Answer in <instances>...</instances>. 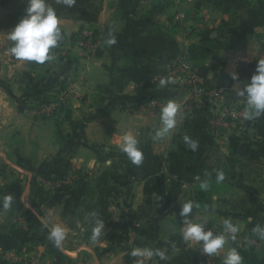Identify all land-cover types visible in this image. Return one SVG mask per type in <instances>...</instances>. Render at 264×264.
Here are the masks:
<instances>
[{
    "label": "crops",
    "instance_id": "0c3cea01",
    "mask_svg": "<svg viewBox=\"0 0 264 264\" xmlns=\"http://www.w3.org/2000/svg\"><path fill=\"white\" fill-rule=\"evenodd\" d=\"M160 1L101 0L98 22L91 26L37 11L19 22L25 0H0V176L7 179L15 174L22 182L25 175L29 180L25 186H19L21 182L0 186L3 208H31L38 180L80 175L93 180L109 168L111 182L118 187L110 205L109 230L121 235L136 224L141 239L153 247L152 264H156L154 257L162 256L163 241L180 239L181 247L196 250L202 241L198 224L217 221L228 226L222 231L236 234L232 241L236 246L245 243L249 227L264 228V100H254L264 92V0H171L166 11L155 12ZM178 11L190 20L208 14L212 21L206 31L229 43L206 57L202 72L210 85L226 93L230 103L247 105L244 129L232 128L215 136L206 106L184 116L182 123L164 107L140 112V104L184 99L167 82L149 80L167 70L173 59L154 58L127 69L121 51L135 34L157 26L171 33L179 47L187 41L190 51L199 35L175 25ZM87 26L97 31L102 46L100 55L82 61L79 70L63 61L35 62L31 68L18 52L19 46H26L29 54L44 52L53 46L55 32L70 40ZM65 94L69 98L61 108L62 116L43 119L35 113L39 103ZM200 115L204 118L202 136L210 139L214 151H204L197 164L171 165L167 158L178 149L176 136L184 122ZM205 143L202 140L197 149H205ZM219 164L230 168L223 175L229 190L215 193L198 209L190 208L193 188L222 176L207 173L203 166ZM254 238L253 243L260 244ZM207 241L212 256L227 259L224 241L212 236ZM109 254V258L125 257L124 253Z\"/></svg>",
    "mask_w": 264,
    "mask_h": 264
},
{
    "label": "rangeland",
    "instance_id": "374dc122",
    "mask_svg": "<svg viewBox=\"0 0 264 264\" xmlns=\"http://www.w3.org/2000/svg\"><path fill=\"white\" fill-rule=\"evenodd\" d=\"M9 0H2L6 3ZM38 0H25L26 6H31L32 11L27 12L23 8V14H19V22L25 20L26 15L33 17L35 12L43 14L38 8ZM24 15V16H23ZM45 16V15H44ZM8 18V17H7ZM8 25V23L6 24ZM83 28H90L89 26ZM81 28L77 33L81 32ZM91 29V28H90ZM95 33L97 41V50L95 58L100 55L102 39L96 30L91 29ZM96 31V32H95ZM77 33L68 41L64 39L57 42V51L54 52L55 62H66L72 65V68L80 69V63L84 60L91 61L80 57L79 52L82 50L76 39ZM63 36L59 35V39ZM100 44V46H99ZM73 48H77L78 52L73 53ZM71 56H76L77 62H73ZM76 84H72L74 86ZM75 87V86H74ZM73 87V88H74ZM65 95L59 97L64 99V103L59 105V109L52 116H42L39 108L42 102L35 108V113L43 119H54L62 116L61 106L67 104L68 98ZM58 100V99H57ZM48 101H55L54 99ZM15 170V169H14ZM18 172V169H16ZM6 172V171H5ZM8 170L5 175H8ZM15 175V174H14ZM5 179L0 176V186L6 182L20 183L21 179L17 175ZM20 177L22 175H19ZM79 176V175H78ZM22 182L19 186L28 184L25 175L21 177ZM77 176L61 177L60 179L43 180L36 184L33 191V206L29 209H22L19 205L17 208H3V201L0 200V264H152L150 251L153 249L149 241H143L139 235V227L131 225L128 227L124 235H118L116 232H110L108 219L103 215L89 213L84 209V193L80 190ZM91 178L85 179L88 183ZM42 184V185H41ZM85 192L88 190L84 189ZM220 192L229 190L228 186L219 187ZM89 200V199H86ZM82 203L83 206H79ZM4 209V210H3ZM64 223V226L61 225ZM60 222V223H59ZM212 223V224H211ZM218 223L209 221L208 223L198 224L196 226L198 232L199 227L213 226ZM60 224V225H58ZM220 224V232L211 235L218 239V242L224 241V254L227 259H218L209 253V244L207 247L201 242L196 248V252L181 247L180 239L174 242H162V248L159 252L162 256L154 257L156 264H236L240 253H251L249 259L243 264H252V261L258 260V264H264V253H262V245L264 238L260 244L254 246L255 238H261L263 229L249 227L246 229V241L239 245L232 242L236 234L233 232L224 233ZM234 231V230H232ZM122 232V231H121ZM118 235V236H117ZM250 237H253L252 239ZM165 240V239H164ZM161 245V244H160ZM260 245V247H258ZM231 248L232 251H230ZM155 250V249H154ZM260 251V252H259ZM78 255H72L74 253ZM257 252H259V255ZM109 253H124L125 257L109 258ZM230 255V256H229ZM259 258V259H258ZM150 262V263H149ZM257 264V263H253Z\"/></svg>",
    "mask_w": 264,
    "mask_h": 264
},
{
    "label": "trees",
    "instance_id": "16d2710c",
    "mask_svg": "<svg viewBox=\"0 0 264 264\" xmlns=\"http://www.w3.org/2000/svg\"><path fill=\"white\" fill-rule=\"evenodd\" d=\"M37 3L39 10L43 12L46 17L73 18L81 20L91 26L98 22L99 15L102 10L101 0H38ZM171 5V0H162L155 5V12H164ZM24 10L31 12L32 7L28 5L26 8L24 7ZM175 25L178 26L177 24ZM59 35L63 37L59 39ZM198 35L199 41L191 46L189 54L194 66L197 67L199 71H202L205 69L203 61L206 57L213 54L216 48L226 47L229 43L221 40L219 38L220 36L212 38L210 36V32L208 31L200 32ZM53 37V46L44 52L29 54V50L26 46H19L18 52L28 59L31 68H34L32 63L35 62H40L46 65L48 62L54 61V52L58 50L56 48L57 42L64 39V34L57 31L54 33ZM179 52L180 47L176 38L168 31L164 30L160 26H157L147 33L135 34L131 38L130 43L121 51V57L125 61L124 66L127 69H131L154 58L165 57L170 60L174 59ZM71 57L73 62L78 61L76 56ZM47 101H43L42 103ZM62 107L63 106L60 108ZM203 120V116L200 115L187 119L184 122L181 132L176 136L178 149L171 152L167 158V161L171 165L197 164L200 163V159L202 154H204V151H214L211 146L210 139L206 136H202L203 133L201 131V127ZM202 140L206 142L205 149H197V145L199 146ZM228 168L229 166L227 164H223L222 166H220V164L214 166H203L204 171L207 173H222V176L212 179L213 181L209 184L201 183L195 186L189 197L190 208L198 209L202 205L203 201L211 199L215 193L220 192L219 187L228 186V183L223 176L228 174ZM85 178L86 177L84 175H80L76 181L80 185V190L84 193V209L89 213L105 216L103 218L108 219L109 225L112 224L113 217L112 212L110 211V205L112 199L118 194V187L111 182V170L109 168H105L99 175L88 183L85 182ZM85 188L88 189L86 192L84 190ZM83 204L80 203L79 206L81 207ZM261 239L262 237L258 238L257 242H261ZM254 246H257V244H253L252 249L256 248ZM258 247H260V245ZM262 247V253H264V244ZM191 251L192 253L196 252V250ZM259 252H257L258 254L256 255H259ZM251 255V253H240L236 264H243V262H246ZM259 262L256 258V260L251 263L258 264ZM222 264L227 263L223 262Z\"/></svg>",
    "mask_w": 264,
    "mask_h": 264
},
{
    "label": "built area",
    "instance_id": "2783aa9c",
    "mask_svg": "<svg viewBox=\"0 0 264 264\" xmlns=\"http://www.w3.org/2000/svg\"><path fill=\"white\" fill-rule=\"evenodd\" d=\"M188 14L177 12L174 14L173 22L178 25L180 29L195 31L200 33L206 31L211 25V18L208 14H204L200 19L190 20ZM92 29V28H91ZM90 28H83L81 32L77 33V41L82 49L79 52L80 57L91 60L95 58L97 50V43L95 41V33ZM100 46V44H99ZM99 49V47H98ZM150 82L164 81L169 84L173 90L182 92L184 99L179 103L169 101L168 103H161L158 101L140 104L139 110L142 113H153L157 108L164 107L168 111L174 112L177 117V122L182 123L184 116H191L195 109L201 106L208 108L207 122L211 131L215 136H221L224 131L236 128L242 130L245 127V111L246 104L230 103L226 93L217 87H213L205 79L202 71H199L194 66L190 54L189 45L186 41L180 47L179 54L171 61L167 70L162 74L151 76ZM255 101L264 100V92L254 98ZM65 101L60 100L47 101L41 104L39 113L42 116H52L59 105ZM220 226H202L199 227V233L202 235V244L207 247L208 237L220 232Z\"/></svg>",
    "mask_w": 264,
    "mask_h": 264
},
{
    "label": "water",
    "instance_id": "95a60500",
    "mask_svg": "<svg viewBox=\"0 0 264 264\" xmlns=\"http://www.w3.org/2000/svg\"><path fill=\"white\" fill-rule=\"evenodd\" d=\"M202 73H203V72H202ZM242 92H243L245 95L249 93V92H248V88H247V86L244 87V89L242 90Z\"/></svg>",
    "mask_w": 264,
    "mask_h": 264
}]
</instances>
